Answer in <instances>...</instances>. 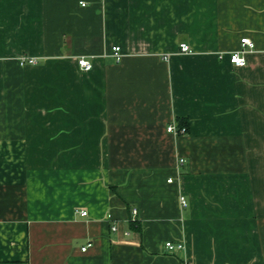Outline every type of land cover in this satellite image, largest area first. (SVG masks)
Masks as SVG:
<instances>
[{
  "label": "crops",
  "instance_id": "obj_1",
  "mask_svg": "<svg viewBox=\"0 0 264 264\" xmlns=\"http://www.w3.org/2000/svg\"><path fill=\"white\" fill-rule=\"evenodd\" d=\"M0 264H264V0H0Z\"/></svg>",
  "mask_w": 264,
  "mask_h": 264
},
{
  "label": "built area",
  "instance_id": "obj_2",
  "mask_svg": "<svg viewBox=\"0 0 264 264\" xmlns=\"http://www.w3.org/2000/svg\"><path fill=\"white\" fill-rule=\"evenodd\" d=\"M81 4H82V6H86V4L84 2H82ZM254 47H255L254 43L249 38H244L242 40V49L237 51V52H234L230 55L231 63L234 66L240 67V68L246 66L247 62H246V59L244 57V54H245L244 48L253 49ZM180 51L182 53H190L192 50H191L190 46H188L187 44H181ZM112 53L118 62H120L122 60L123 55H122L121 47H119V46L113 47ZM21 63H22V65H36L37 64L36 60L31 59V58H26V57H23L21 59ZM78 64H79L80 68L85 72H89L93 68V65L84 58L79 59ZM168 132L174 133L176 135L185 134V129H179V128H177V126L175 124H173V125L169 126ZM169 183H172V180H169ZM180 202H181V205L183 207H186L188 205L187 200L184 196H182L180 198ZM77 213H79L82 217H87V215H88V213L86 211H77ZM132 215H133V219H132L133 221L132 222L136 223V220L138 217V210L134 209L132 212ZM113 230H116V228H113ZM90 247H92V244L83 248L82 251L86 252ZM166 248L170 252H178V251L183 250L184 246L181 244H174L173 242H168V243H166Z\"/></svg>",
  "mask_w": 264,
  "mask_h": 264
},
{
  "label": "trees",
  "instance_id": "obj_3",
  "mask_svg": "<svg viewBox=\"0 0 264 264\" xmlns=\"http://www.w3.org/2000/svg\"><path fill=\"white\" fill-rule=\"evenodd\" d=\"M179 129H185V134L189 131V122L186 119H182L179 125ZM133 212V211H132ZM132 224H135L132 222Z\"/></svg>",
  "mask_w": 264,
  "mask_h": 264
}]
</instances>
